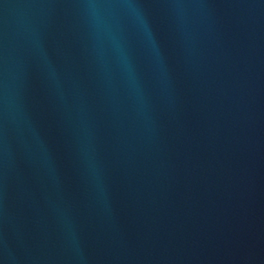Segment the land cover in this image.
Wrapping results in <instances>:
<instances>
[{
  "label": "water",
  "instance_id": "water-1",
  "mask_svg": "<svg viewBox=\"0 0 264 264\" xmlns=\"http://www.w3.org/2000/svg\"><path fill=\"white\" fill-rule=\"evenodd\" d=\"M0 264H264V0H0Z\"/></svg>",
  "mask_w": 264,
  "mask_h": 264
}]
</instances>
